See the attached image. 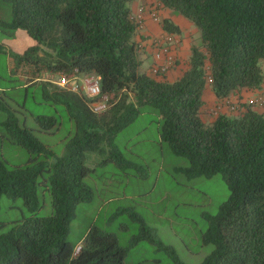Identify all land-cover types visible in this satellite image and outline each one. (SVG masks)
I'll use <instances>...</instances> for the list:
<instances>
[{"label": "trees", "instance_id": "1", "mask_svg": "<svg viewBox=\"0 0 264 264\" xmlns=\"http://www.w3.org/2000/svg\"><path fill=\"white\" fill-rule=\"evenodd\" d=\"M4 1L12 19L0 21L1 27L23 30L35 42L21 54L9 53L11 72L22 69L30 81L25 89L39 87L45 99L63 105L73 130L56 155L17 120L6 122L16 127V142L33 155L19 167L0 159V197H22L32 212L0 235V264H127L125 249L109 232L91 226L77 255L67 237L75 206L91 198L86 179L94 169L86 166L87 153L106 146L121 157L113 139L142 113L154 117L160 140L188 159L184 174L220 173L230 188L228 200L208 218L202 242L213 249L201 264H264V113L246 104L235 116L219 115L209 125L200 118L206 86L217 99H227L264 84L259 67L264 0H157L159 8L181 15L200 33L188 68L173 82L166 72L157 79L139 71L140 45L133 36L140 21H134L131 9L137 0ZM159 23L165 35L176 38L180 32L168 19ZM174 64L175 58L170 68ZM73 70L94 75L101 95L112 96L105 111L90 109L99 98L39 80L45 73ZM37 120L41 131L58 129L55 118ZM41 155L45 159H37ZM39 189L49 195L52 212L46 217L37 214ZM138 222L140 232L132 242L158 243Z\"/></svg>", "mask_w": 264, "mask_h": 264}, {"label": "rangeland", "instance_id": "2", "mask_svg": "<svg viewBox=\"0 0 264 264\" xmlns=\"http://www.w3.org/2000/svg\"><path fill=\"white\" fill-rule=\"evenodd\" d=\"M173 14L184 25H190L194 31L190 34L192 43L199 45L198 29L181 15ZM11 19L10 4L0 0V21L9 23ZM0 45L3 46L0 52V159L11 167H19L29 163L33 155L16 142V127L9 126L8 120H17L19 127L28 129L41 144L59 155L73 130L64 106L45 99L39 87L25 89L24 83L30 84L27 74L24 75L22 69L15 73L10 70L9 53L20 54L35 42L23 30L0 25ZM138 55L142 61L139 71L143 73L153 58L150 54ZM259 67L264 74V59L259 61ZM38 117L55 118L59 123L58 129L49 133L41 131ZM200 118L205 125L210 124L207 115L200 114ZM153 119L152 115L142 113L113 139V147L120 156L129 159L137 168L121 170L112 149L106 146L102 151L87 153L86 166L94 169L86 179L91 198L75 206L67 238L73 245L82 239L78 243L81 245L89 228L95 226L116 235L120 247H128L129 240L140 232V223L131 215L136 213L152 228L158 243L139 242L129 249L125 259L127 263L201 264L213 249L212 245L202 242L208 218L216 215L228 200L230 188L220 173L191 178L182 171H174L176 166H189V161L174 154L167 143L159 139L158 125ZM36 157L45 159L42 155ZM142 174H146L145 180L129 177ZM130 195L137 197L130 199ZM38 197L41 207L37 214L42 217L50 215L52 209L48 193L42 194L39 189ZM110 198L114 200L108 203ZM118 207L124 210L108 221ZM31 212L22 197L1 196L0 235L30 216Z\"/></svg>", "mask_w": 264, "mask_h": 264}, {"label": "crops", "instance_id": "3", "mask_svg": "<svg viewBox=\"0 0 264 264\" xmlns=\"http://www.w3.org/2000/svg\"><path fill=\"white\" fill-rule=\"evenodd\" d=\"M131 9H132V16L134 18V21H137V22L140 21L136 34L135 36H133L135 37V41L140 45L139 54H145V55L150 54L153 58L152 63L145 66V71H144L146 74H148L151 77L156 78L158 76V75H154L151 72V68L157 62L158 63L160 62V61H157L155 58L157 49L153 43L154 41H156L157 39L165 35V33L163 32L160 26L159 21H161L162 19H168L179 27L180 29L179 34L174 35L176 38L179 39V46L176 50L172 52L175 58V64L172 68L167 70L165 73V78L167 81L173 82L177 80L181 76L182 72L188 68L190 50H191V47L193 46L192 38H191L192 36L190 34H192L194 31L192 30L190 25H187V24L184 25L183 22H180L179 20L180 18L176 17L170 10L159 8L157 0H137L132 4ZM152 14H156L157 18L156 19L153 18ZM178 21L180 22V24ZM141 64H142V61H141ZM157 79H160V76L157 77ZM263 91H264V84L259 90H244L240 93L230 96L227 99H217L214 93L212 92L211 88L209 86H206L203 92L204 105L201 108V114L207 115V119L210 121V123H212L219 115H234L236 114L237 109L239 110L242 108L243 110V105L253 102L254 99L259 94H261ZM252 108L256 110L257 112L264 113V106L260 107L257 105H252ZM157 135L159 137L158 127H157ZM114 158L116 159L117 165L119 166L121 170H124L125 168H132V167L137 168L129 159H125L124 157H114ZM160 169L161 167L159 168V170ZM181 169L183 168H179L177 166L173 168L174 171H182ZM129 177H133V179L139 178L140 180H145L146 174H142L137 177L130 175ZM123 195L125 196V191H123ZM136 197L137 195L129 196L130 199H135ZM113 200H114L113 198H110L108 199L107 202L110 203ZM122 210L124 209L118 207L116 210V213L112 214L108 218V221L113 220ZM131 215H134L133 216L134 220H137V221L140 220L143 223V220H141V218L136 213H131ZM143 224L151 232H153L152 228H150L145 222ZM114 236L118 238L116 235ZM80 241H82V239L79 240L74 246H77L78 243H80ZM138 243L139 242L133 243L132 238H131L129 240L128 247H121L125 249V256H124L123 261H125V259L128 258V254L130 251L129 249L134 246H137ZM138 263L139 262H136L135 264H138ZM127 264H131V263H127Z\"/></svg>", "mask_w": 264, "mask_h": 264}, {"label": "built area", "instance_id": "4", "mask_svg": "<svg viewBox=\"0 0 264 264\" xmlns=\"http://www.w3.org/2000/svg\"><path fill=\"white\" fill-rule=\"evenodd\" d=\"M152 17L154 18L155 14H152ZM157 45L159 48L155 58L160 62H157L151 68V72L155 75L165 73L173 65L174 56L172 52L178 48L179 41L172 36L163 35L157 40ZM39 80L51 83L73 93L83 94L89 99L99 98L97 101H93L89 105L93 113L105 111L108 108L110 100L112 99L111 95H101L99 81L94 75H81L78 74V71L76 70H73L69 74L57 73L54 75L45 73L41 75ZM208 82L210 83L211 80L208 79ZM249 104L260 107L264 106V91ZM81 247L82 244L77 245L74 248L73 254L77 255L80 252Z\"/></svg>", "mask_w": 264, "mask_h": 264}]
</instances>
